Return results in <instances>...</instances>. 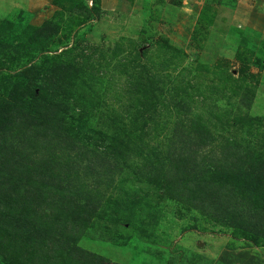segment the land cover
<instances>
[{"label":"rangeland","instance_id":"rangeland-1","mask_svg":"<svg viewBox=\"0 0 264 264\" xmlns=\"http://www.w3.org/2000/svg\"><path fill=\"white\" fill-rule=\"evenodd\" d=\"M94 3L0 0V98L32 82L61 97L46 78L67 64L64 132L91 158H111L118 143L119 167H132L101 188L95 223L112 233L80 245L126 264H264L263 239L244 238L138 172L154 158L147 151L176 145L183 125L193 139L201 125L212 131L201 155L227 141L264 155V0H101L100 14L84 13ZM44 23L58 33L38 36ZM71 152L59 155L80 158ZM88 162L73 173L85 175ZM0 264L12 263L0 255Z\"/></svg>","mask_w":264,"mask_h":264},{"label":"trees","instance_id":"trees-1","mask_svg":"<svg viewBox=\"0 0 264 264\" xmlns=\"http://www.w3.org/2000/svg\"><path fill=\"white\" fill-rule=\"evenodd\" d=\"M94 1L91 9L84 7V13L103 11L101 0ZM50 27L44 23L37 35L49 38L58 33L57 26ZM49 73L46 86L53 93L61 91V97L44 90L38 94L32 82L17 84L7 98H0L1 258L12 264H126L80 245L89 235L106 240L112 233L96 225L95 218L104 202L101 188L114 184L123 160L119 144H114L111 158H91L84 145L64 132L69 103L62 86L68 83L72 68L55 63ZM29 97L39 101L38 109L31 108ZM184 127L177 129L176 145H169L162 154L159 149L147 151L154 158H146L138 172L153 183L163 180L174 197L234 227L244 238L264 240V155L230 141L219 152L216 147L212 154L201 155L200 149L214 141L212 131L201 125L196 140L192 130ZM71 151L80 158L64 160L59 155H71ZM83 158L89 160L86 174H74ZM128 242L123 240L121 246Z\"/></svg>","mask_w":264,"mask_h":264},{"label":"crops","instance_id":"crops-1","mask_svg":"<svg viewBox=\"0 0 264 264\" xmlns=\"http://www.w3.org/2000/svg\"><path fill=\"white\" fill-rule=\"evenodd\" d=\"M105 8H107V7L105 6Z\"/></svg>","mask_w":264,"mask_h":264}]
</instances>
